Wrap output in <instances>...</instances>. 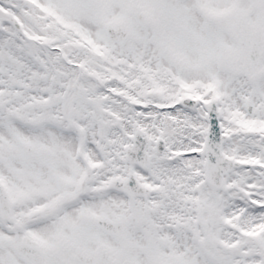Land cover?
Here are the masks:
<instances>
[{
    "label": "snow or ice",
    "instance_id": "6c2138e0",
    "mask_svg": "<svg viewBox=\"0 0 264 264\" xmlns=\"http://www.w3.org/2000/svg\"><path fill=\"white\" fill-rule=\"evenodd\" d=\"M0 264H264V0H0Z\"/></svg>",
    "mask_w": 264,
    "mask_h": 264
}]
</instances>
